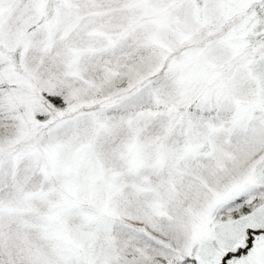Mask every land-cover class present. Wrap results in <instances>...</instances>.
<instances>
[{
	"label": "snow or ice",
	"instance_id": "snow-or-ice-1",
	"mask_svg": "<svg viewBox=\"0 0 264 264\" xmlns=\"http://www.w3.org/2000/svg\"><path fill=\"white\" fill-rule=\"evenodd\" d=\"M0 264H264V0H0Z\"/></svg>",
	"mask_w": 264,
	"mask_h": 264
}]
</instances>
